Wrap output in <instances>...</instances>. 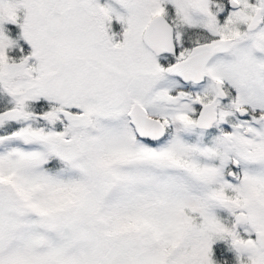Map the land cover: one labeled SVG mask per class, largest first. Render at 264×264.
I'll return each mask as SVG.
<instances>
[{
  "label": "snow or ice",
  "instance_id": "obj_1",
  "mask_svg": "<svg viewBox=\"0 0 264 264\" xmlns=\"http://www.w3.org/2000/svg\"><path fill=\"white\" fill-rule=\"evenodd\" d=\"M0 264H264V0H0Z\"/></svg>",
  "mask_w": 264,
  "mask_h": 264
}]
</instances>
